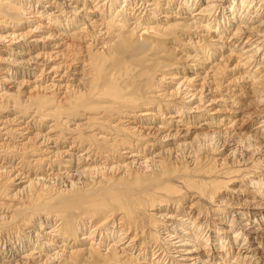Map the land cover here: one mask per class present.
<instances>
[{"label": "bare ground", "instance_id": "1", "mask_svg": "<svg viewBox=\"0 0 264 264\" xmlns=\"http://www.w3.org/2000/svg\"><path fill=\"white\" fill-rule=\"evenodd\" d=\"M216 12H223L220 19H216ZM260 12H264V0H121V2L120 0H0V44L5 47L16 45L19 51L11 49L12 54L27 57L23 61H15L16 59L13 61L16 65L28 68L27 72L19 74L23 76L40 72V75L45 73L47 78L52 74L62 80L64 85L61 86L65 91L63 93L65 96L60 98V101L53 93L43 98L37 96L41 101L33 97L35 101L40 102V105H37L34 101L37 105L36 111H33L34 115L40 113L39 118L43 120L54 118L55 121L48 128V135L39 136V133V135L35 133L32 136L41 139L40 144L46 146L44 151H40L42 150L40 148L39 151L45 152L47 158L38 161H46L43 167H48V170L40 171V176L36 175L28 179L15 169L7 178L9 182L19 181L15 185L17 189L10 198L16 199L22 193H25V197L24 200H20L21 202L18 200L17 206H11L10 216L6 217L0 213V227L6 230L9 225L14 224L13 227L20 229V233L23 234L21 236L26 240H22V246L19 248L11 245L8 259L5 257L6 254L2 253L4 249L0 247V264H139L140 259L148 260L147 256H152V261L155 260L153 264H164L167 258L169 260L167 264H264V253L261 252L259 257L251 254L253 248L248 246L250 244L248 240L251 238L248 239L234 228L233 216L228 219L227 212L221 209L228 205L224 197L215 200L213 206L216 207L217 214H213L212 220L217 226L225 227L227 232H230L229 236L220 228L196 221L199 217L188 221L190 211L187 214L182 213V218L186 219L180 218V223H176V227L171 225L172 230L167 232L168 235L166 234L164 240L166 246H163L168 252L167 255L164 254L165 259L164 256L163 258L160 256L162 251L160 252V247H157L159 245L152 247L153 239L159 237L162 231L158 227L159 221L156 220L159 215L151 211L161 206L173 207L174 211L179 210V203L185 201V195L181 196L183 189L186 191L194 189L199 197L212 202L214 197L220 196L221 189L237 178V171L229 169L230 166L223 170V165L218 163L220 170L214 172L213 177L202 169L195 171L202 175L198 176L188 173L190 170L184 168L182 173L174 174V177L171 175L172 177L170 176L167 181L168 177L162 182H160L162 179L157 181L156 179L160 178L157 175L154 179L151 177L153 180L150 181L148 176L149 181L145 179L148 185L141 186L136 182L139 188L135 189L130 187L132 185L120 184V176L109 178L99 174L102 178L94 180L88 191L77 192L70 197H58L57 194L55 197L54 193V197L52 195L48 198V194L54 192L53 189L49 192L48 189L51 188L48 187H52L56 181L71 176L72 171L74 173L75 170L80 178L93 171L98 172L99 168L78 167L80 159L74 165L75 154L72 155V150L78 146L86 157H89L88 154L91 152L93 155L94 152L105 160L114 157L117 153L120 155V150L126 149L127 151L124 152L127 153L126 160L109 167L119 174L138 163L148 168L153 166V169L159 172L169 166L166 165V161H162L161 156L159 161L147 157L150 153L145 151L153 147L152 140L145 141L144 136L137 135L129 127L111 126L112 119L120 122L121 119L132 118V114L138 113V117H145V120L149 117L150 120V118L158 119L161 114L166 115L165 119L171 122L175 118L178 119L175 123L183 118L195 121L201 119V122L207 121L213 125L214 118H205L198 110L204 106L202 104L205 100L201 97L204 91L214 90L223 98L226 97L223 101L235 96L229 105L235 106L236 109H241L240 105L253 104L254 100L259 105L257 108H261L260 112L264 113V23L261 22L264 17ZM46 14L47 16H44ZM32 15L36 19L31 21L33 25L30 26L27 20L32 18ZM42 20L47 22L45 24L39 22ZM23 26L24 30L21 29ZM39 32L42 33L37 36L36 33ZM29 38L30 41L27 40ZM23 45H27V49ZM177 47L180 48L179 52L176 50ZM28 48L30 51L26 52ZM175 50L178 52L176 55ZM31 53H35L33 57L30 56ZM226 72H230V76L235 74L237 77L230 78L227 83L226 80L224 81ZM187 74H191L192 77L189 79ZM200 74L204 75L202 80L208 88L201 86L199 91H196V88L192 90L187 86L182 89L185 84H190L191 81L199 78ZM17 76L16 73H11L8 79L12 77L16 79ZM165 79H169L170 82L167 83ZM53 80L52 78L51 82ZM22 81L24 80L19 82ZM51 82L45 89L54 87ZM236 82L242 84L237 86L236 94L223 96V93L226 94L227 90L231 89V87L227 89L226 83ZM165 83L174 87L173 91L163 96L164 103H157L156 99ZM33 88L36 89V86ZM11 95L4 90L0 91V108L3 106L2 98L5 97L10 98L9 102L13 103V106L19 105L18 96L14 98ZM236 96L241 100L246 98L252 102L241 103ZM189 98L190 100H187ZM176 100L179 102L176 103ZM195 102L197 107H192ZM165 111L169 112L165 113ZM84 114H92L93 120L101 121L89 125V132L98 131L91 136L93 140L104 139L106 142L101 141L105 145L103 148L92 143L87 148L82 147V142H86L85 136L80 132L83 131L80 129L83 124L71 123L72 129L64 125L76 118L84 117ZM105 115L108 117H103ZM238 116H240L239 121L244 117L239 114ZM261 119L251 129L252 134L247 133L244 138L237 140L238 143H245L246 148H256L258 154L264 156V115ZM233 122L232 119L229 121V123ZM208 123L203 122V124ZM106 124L108 126H105ZM164 124L161 121L156 129L164 128ZM62 125L65 129H69L67 131L69 133L62 134L65 130L60 131L57 137L52 139L51 133L55 131L53 129ZM102 129L111 132L109 139L105 138L106 136L97 138ZM56 130L58 131V128ZM68 134L71 135L69 139L71 146L58 151L59 147L56 146L66 144ZM74 134L77 136L73 137ZM169 135L168 132L164 135L158 134L161 139L159 142H165L163 140ZM200 135L203 138L208 137L206 139L210 140L209 144L218 139L217 132ZM30 139L32 138H27ZM206 139L204 138L205 141ZM187 144L179 143L177 147H185ZM48 148L51 149L50 152H47ZM174 149L165 150L170 160ZM157 156L159 155L154 157ZM84 160L86 159L83 158ZM103 167L106 170V166L102 165L100 169L103 170ZM79 168L82 170L78 171ZM8 172L1 171V173ZM219 174L225 178L220 177ZM51 175L55 177L52 178ZM138 179L135 180L141 183ZM172 182H176L177 185ZM250 183L257 186L256 196L264 200V183L252 181ZM192 205L194 206V203ZM202 212L199 211L198 216ZM40 217L44 220L40 221ZM159 217L166 220L171 218L168 214H160ZM250 224L247 233L252 234L253 237L264 238V215L255 217ZM44 229L48 230L41 236L40 233ZM145 232L150 238L139 241L138 238ZM44 236H47V240L43 242V246L50 249L38 245L40 244L38 241ZM57 243L59 245L51 249ZM150 244L151 246H148ZM35 246L41 250L38 252ZM120 246L123 248L119 249ZM232 249L238 252L233 255ZM16 252H20V260H23L11 262L9 258ZM135 253L138 254L134 256ZM173 254L179 261L171 257Z\"/></svg>", "mask_w": 264, "mask_h": 264}, {"label": "rangeland", "instance_id": "2", "mask_svg": "<svg viewBox=\"0 0 264 264\" xmlns=\"http://www.w3.org/2000/svg\"><path fill=\"white\" fill-rule=\"evenodd\" d=\"M120 2H121V0H120ZM260 13H261V16L264 17V12H260ZM222 14H223V12L222 13L216 12V14H215L216 19H220ZM224 14H226V13H224ZM35 15H37V14H35ZM44 16H47V14ZM35 19H36V17H34V16L32 18H29L27 21L30 24H28V25H30V26L33 25V24H31L32 23L31 21H34ZM39 20H41V19H39ZM39 22H44V24H45L47 21L42 20ZM261 22L264 23V20H262ZM21 29L24 30L25 29L24 26ZM41 33L42 32H39L36 34H37V36H39ZM42 35L45 36L46 34H42ZM30 39L31 38H29L27 40L30 41ZM5 44L8 45V43H5ZM226 44H228V43H226ZM23 46L25 49H27V47H28L27 45H23ZM11 49L15 50L16 45H9L8 47L7 46L5 47V46H3V44H0V91L4 90L5 93H7L9 95L12 94L14 96V98H16L18 96L17 99L20 100V101L18 100L19 105L13 106V103L9 102L10 98H8V99H6V97L2 98V105H3L2 107H4V108L6 106L7 107L5 109L2 107H1L2 109L0 108V204H1L0 206H2L1 207L2 210L0 211V213L5 215L6 217L10 216V214H12L10 212L11 206L12 205L17 206L18 205L17 202H19L22 199L24 200V197H25V193H22L21 195H23V196L19 195L16 197V199L10 198V196L17 189V186H15V185H17V183L19 181L15 180V182L14 181L9 182V181H7V178L15 171V169L17 172L19 170V173L23 174V176L28 177V179L34 178L36 175L40 176V173H39L40 171L48 170V167H46V166L43 167V165L46 161L45 162L40 161L41 159L43 160V159L47 158L45 155V152H40V151H44L46 149V146H44L43 143L40 144L41 139H38L37 137H32V136H34L33 134H35V133H36L35 135H37L39 133L40 134V135L38 134L39 136L48 135V131H49L48 128L51 126V124L53 125L55 121H54V118L47 119L48 121L45 118H44V120L42 118H39V117H41L40 113L39 114L37 113L34 115L33 111H36L35 107H37V105H40L39 104L40 102H37V101L38 100L41 101V98L38 99V97L43 98L44 96H47V95L50 96L53 93L55 96L57 95L56 97H59L58 101H60V98H63L65 96V94H63L65 91L62 89V86L64 85V83L61 82L62 80L59 79V77H54V75L51 74L50 75L51 77H49L50 78L49 79V78H47V75L45 73H44V75H40V72H36V73L29 72L31 74L23 75V76H22V74H19L20 72H27L28 68L26 69L21 65H16L13 63V61L15 59H16L15 61H23V59L26 60L27 57L25 58L22 56H17V54H12ZM179 49L180 48L177 47L176 50L179 52L180 51ZM16 51H19V49H16ZM28 51H30L29 48H28V50H26V52H28ZM175 51H174V54L175 55L178 54V52L177 51L175 52ZM34 54L35 53H31L30 56L33 57ZM1 58H2V60H1ZM228 69H230V68H228ZM45 72L47 73V71H45ZM11 73H13V74L16 73V76L18 75L17 76L18 78L15 77L16 79H14V77H12L11 79H8L10 77ZM230 74H231L230 72H226V74L224 76V81L226 80L227 83L229 82L230 78L237 77L235 74L231 75V76H230ZM186 76L189 77V79L192 77L191 74H187ZM203 76H204L203 74L202 75L200 74L199 78H197L195 81L194 80L191 81L190 84H185L184 86H182V89H183V87L185 88L188 86L189 89L193 90L194 88H196V91H199L198 89H200L201 86L206 87L205 86L206 84H204V82L202 80ZM36 78H37V80H35ZM52 78L54 79L53 82H51ZM21 80H24L25 82L24 81H22L23 83L19 82ZM165 80L167 83L170 82L169 79H165ZM50 82L53 83L54 87L51 89H45V88H47V85L50 84ZM172 83H174V82H172ZM227 83H226L227 89H228V87H231V89L227 90L226 94L223 93V96L224 95L229 96L231 94H234L236 92L235 90H238L237 86L242 85L238 82H236L234 84H227ZM33 86H36V89H34ZM176 87L177 86H175V88ZM173 88L174 87H171V85L169 86V85H166V83H165V85L161 87L160 93L156 99L157 103L163 102L162 101V99L164 98L163 96L167 95L168 93L173 91ZM206 88H208V87H206ZM204 90H205V88L202 89V92ZM19 92L21 95L19 94ZM210 92L204 91V94L201 96L202 98L204 97V100H205L204 104H202L204 106L200 107V109L198 111L200 114L202 113L201 115H203L205 118L206 117L214 118V120H213L214 124L213 125L209 124L207 121L201 122V119L199 121H195V120H186L183 118L179 119L180 121L178 122L179 123L178 124V123H175L178 121V119L175 118L171 122L169 119H165L166 115H161V114H159L158 119L157 118H154V119L150 118V120H149V117H147L148 120L147 119L145 120V117H143V118L138 117L137 116V115H139L138 113H137V115L132 114V116H133L132 118H123V119H121L122 121H120V122H117L115 119H112L113 123H111V126H118V127L124 126V128L129 127L130 129H133L137 135L144 136L145 141L152 140V142H154V145H152L153 147H151L148 151H145V152L148 154L150 153V155H147V157H149L155 161L156 160L159 161V159H161L160 156L163 159L166 158L164 160L162 159V161H166L167 162L166 165H169V166H167L164 169V171H162L160 169L161 173L157 169L154 170L153 166H152V168L150 167L151 168L150 169L146 165L144 166V164L138 163L139 165H141L140 167L138 166V164H135V166H133L134 168L132 167L133 169L130 168L129 170H126L125 172H120V174H119V172H116V171L114 172L113 169H110V168L115 163H117V162L119 163L121 161L126 160L127 153H124L127 151L126 149L120 150V152H119L120 155H118V153H117V155H115L114 157H109L107 160H105L104 158L103 159L100 158V157H102L101 155H97L94 152H93V155L91 154L92 152L90 154L87 153L89 157H86L85 156L86 154H83L82 151L80 152L81 148L78 149L79 146L78 147L76 146L77 148L72 150V155L75 154L74 155L75 160L73 161L74 165L77 164L76 161L80 159L78 167L88 168V166H89V168H99L98 172L96 170L95 172L93 171V173H95L94 175H93V173H89V175L91 174L92 176L91 175L90 176L84 175V177L80 178V176H77V174L75 173L76 172L75 170H74V173H72L73 172L72 171L70 173V175L72 174L71 176H69L67 178H63V180L56 181L52 187H48L51 189L47 188L49 192H51L52 189L54 191V192H52L53 194L52 193L48 194V198L51 197L52 195H53L52 197H54V193H55V197H57V196L58 197H65V196L70 197V195L73 196V194H77V192L81 193V192L88 191L89 187L92 184H94L95 181L99 180L100 178H102L104 176H107L109 178H115V177L120 176V182H119L120 184H122V185L127 184V186L132 185L130 187L135 189V188H139V187H137L138 184H140L141 186L148 185V181H149L148 176L150 178V181L154 179L155 175H157V177H160L159 179H156L157 181L162 179L160 181V182H162L163 180L166 179V177H168L166 179V181H167L171 175H173V177H174V174L178 175V173H182L183 168H184L185 170H188V171L190 170V172H188V173H194V175H198V176H202V175L199 172H195V171H200L202 169L203 171H207L206 173L209 174L210 177H213L214 172H217L218 170H220L219 165L217 166L218 163L223 165L222 166V168L224 167L223 170H225V168L228 169L230 166L229 169L237 171L236 172L237 178H235L234 182L227 184V186L225 188L221 189L219 192L220 196L214 197L212 199V202L207 201L205 198L199 197L198 196L199 194L194 189H190V190L186 191L185 189L182 188L183 193L181 194V196L185 195V201H181L184 204L181 202L179 203V205H180L179 210L174 211L173 207L168 208L167 206L166 207L161 206L160 208L151 211V213H154L157 216L158 215L160 216V214L161 215L162 214L163 215L168 214V217H169V215L171 217L168 220H166L165 218H161L159 216L157 217L156 220L159 221L158 227L160 228V231H162V232L160 233V231H159V233H160L159 237L160 238L157 236L156 239L155 238L153 239V241H152L153 246L152 247L155 248V246L159 245L157 247H160V252L162 251L160 254L161 258H163L162 256H164L165 253L167 255L168 252H166V250H164L165 247H163V246H166L164 240H165L167 232L172 230L171 225H174L173 227H176V223L177 224L180 223L179 222L180 218L186 219L185 217L182 218V216H183L182 213L187 214L190 211H191V214L189 215L188 221L195 220L196 218L199 217V219H197L196 221H198L200 223L209 224V225L213 226L214 228H220V229H222V232L226 233L227 229H225V227L217 226V223H215V221L212 220V218L214 219L213 214H215V215L217 214V212H215L216 207L213 206L215 203V200L220 198V197H224V198H226L228 205L223 206L221 209H223L224 212H227L226 214L229 215L228 219L232 218V216H233L234 223H235L234 228L238 229L241 234H244L243 236H247L248 239L251 238L250 240H248L250 243L248 246L251 249L253 248L252 249L253 253L251 252V254L259 257L261 255V252L264 253V238L263 237L257 238L255 236L253 237L252 234L247 233V230H248V228L251 227L250 223L254 220L255 217H260V216L264 215V200L261 199L260 197L256 196L255 191H256L257 186L250 183V181H252L254 183H256V182L264 183V156L259 155L258 154L259 151H256L257 150L256 148L255 149L246 148L247 145H245V143H243V144L238 143L237 139L244 138L245 137L244 135H246L247 133L252 134L253 132L251 131V129L254 128V126L257 124L258 121L262 120L261 117H263L264 113L260 112L261 108H257V107H259V105L257 104V102L255 103L254 100H253V104H252V103H250L252 101L249 102V100H247L246 98H243L241 100L239 96L238 97L236 96V99L241 100L240 101L241 103H245L246 101H248L250 103L249 104L250 106L249 105H245V106L240 105L241 109H236L235 106L229 105V104H231L230 101L235 99V96L231 97V99H228L227 101H223L226 99V97L223 98L222 96H220V93H218L217 91L215 92V90L212 91L211 93ZM15 94H16V96H15ZM12 95H11V97H13ZM239 95H240V93H239ZM31 96H32V98H31ZM33 97L36 100L37 99L38 100L35 101L33 99ZM244 97H246V96H244ZM187 100H190V98ZM209 100H211V102ZM34 101L36 102L37 105L35 104ZM178 102L179 101L176 100V103H178ZM41 104H43V103L41 102ZM195 106H196V102L194 104H192V107H195ZM246 106H248V107H246ZM42 109H44V108H42ZM167 112H169V111H165V113H167ZM197 113H195V114H197ZM238 114L244 115V117H241L240 121L238 120L240 118V116H238ZM247 115H248V117H247ZM93 116L94 115H92V114L91 115H89V114L85 115L84 114L85 118L84 117L76 118V120L71 121L70 123H67L64 125L66 126V128L69 127V129H72L73 125H70L71 123L72 124H79V123L83 124L80 127V129L83 131H80V132H82V134L87 138L86 139L84 137V139L86 140V142L88 144L86 142H84L85 144L82 142V144H81L82 147L87 148L92 143V144H94L100 148H103V146H105V145H103L104 144L103 142L105 140L104 139L103 140L102 139L93 140L92 136H91L93 133L95 134L98 131L97 132H95V131L89 132V130H90L89 125L91 126V124L93 122H97V121H99V123L101 122L98 119L93 120ZM186 116H189V115H186ZM13 117H14V119H13ZM103 117H108V116L105 115ZM82 118H84V119H82ZM87 118H89L91 120H89ZM95 118L96 117H94V119ZM231 119H232V122L234 121L233 123H229V121H231ZM160 120L163 122V124L166 122L164 124L165 127L162 125V127H164V128L156 129L157 126L160 125V122H161ZM85 121H86V123H85ZM203 122H206L208 124H203ZM84 123H85V127H84ZM64 125L57 127L58 131L56 130L57 128L53 129L55 131L51 133L52 139L56 138L60 131L62 132L65 130V132H62V134L69 133V132H67L69 129H65ZM27 126H28V129H27ZM86 126H88V127H86ZM105 126H108V124H106ZM167 132L171 136L169 135L167 138H165L163 140L165 142L160 143L159 141L161 139H159L158 134L164 135ZM210 132H215V133L217 132V135H218L217 141L211 142V144H209L210 140L206 139L208 137L204 136V138L206 139V141H205L204 138L200 135V134H205V133L210 134ZM101 133H100V135L97 136V138L103 137V136H106L105 138H107V139L110 138L111 132L109 130L102 129ZM153 133H154V135H153ZM87 134H88V136H87ZM105 134H107V135H105ZM172 134H174V135L172 136ZM196 134L201 136L202 139L200 140L201 137L199 138V136H197ZM66 136H67L66 137L67 143L64 145H61V146H56V148L59 147L58 151L68 149L71 146V140H69L71 135L68 134ZM75 136H77V135L74 134L73 137H75ZM195 137H196V139H195ZM197 137L199 140H197ZM27 138H32V139L27 140ZM89 139H92V140H89ZM87 140H89V141H87ZM101 141H103V142H101ZM24 143H25V145H24ZM179 143H183V144L188 143V144L185 147L181 146L178 148L177 144H179ZM38 145H40V146H38ZM188 145H189V147H188ZM48 147H51V146H48ZM39 148L42 150H40ZM174 148H176V149H174ZM166 149H174V151H172V156H171L172 160L168 159L169 157H167V156H169V155H168L167 151L165 152ZM34 150H37V151L34 152ZM48 151L50 152L51 149L48 148L47 152ZM80 154H83V155L79 156ZM155 155H159V156L154 157ZM192 155L196 156V157H193ZM183 156H184V158H183ZM66 158L67 157H65V159ZM83 158H85L86 160L83 161ZM38 159H40V160L38 161ZM87 159H90V160H87ZM35 160H37V162H35ZM169 160H170V162H169ZM47 161H49V160H47ZM101 165L106 166V170H105V167H103L104 169L101 170L100 169ZM78 167H76V168H78ZM146 168H148V169H146ZM1 169H3V170H1ZM107 169H110V171H108ZM149 169L152 173L150 171H148ZM5 170H7L9 172L8 173H1V171H5ZM80 170H82V168H79L78 171H80ZM99 171H101V172H99ZM209 171H212L213 173L210 174L211 172H209ZM154 172H155V174H154ZM156 172L160 173L161 175L157 174ZM105 173H106V175H105ZM99 174L102 177H100ZM152 174H154V175H152ZM145 175H147V176H145ZM203 176H205V175L203 174ZM219 176L224 177L220 174H219ZM51 177L54 178L55 175H51ZM125 177H127V178H125ZM137 178H139L138 180H140L141 183H139L137 180H135ZM146 178L148 181H145ZM220 179L224 180L223 178H220ZM131 181H132V183H131ZM136 182L138 184H136ZM143 182L144 183L147 182V183L143 184ZM174 183H175V185H177L176 182H174ZM180 185L181 184H178V186H180ZM81 190H83V191H81ZM56 194H57V196H56ZM53 202L55 203V201H53ZM196 202H198V204ZM192 203H194V206L192 205ZM195 203H196V205H195ZM3 209H4V211H3ZM199 211H203L202 214H200V216H198ZM204 212H205V214H204ZM234 212H235V214H234ZM241 214L243 216H241ZM201 216H202V219H201ZM39 220L43 221L44 219H42V217H40ZM13 225L14 224L9 225L10 227L6 229L7 231L0 227V232H1L0 233V247H1V249H4V251L2 250V253L6 254V256H5L6 258L11 253V250H10L11 245L19 248L22 246V242H23L22 240H26V239H23V237L21 236L23 234L20 233V229H16L15 227H13ZM244 225H245V227H244ZM87 227H89V225ZM8 229L10 230V232H8ZM223 229H225V230H223ZM47 230L48 229H44V231H42V233H40V235L41 236L45 235V232ZM16 232L17 233L19 232V234H17ZM16 234H17V236H15ZM226 235L229 236L230 232L228 231ZM140 238H138V240L142 241L143 239H147V238L149 239L150 237L145 232ZM46 240H47V236L42 237L40 239V241H38L40 243L38 245H40V247L44 248L45 245L43 246V242ZM28 242H30V241H28ZM259 242H260V244H259ZM54 245H56V244H54ZM58 245H59V243H57L56 246L51 247V249L52 248L55 249V247H57ZM148 246H151V244ZM148 246H145V247L147 248ZM37 247L35 246V248H37ZM45 247H47V246H45ZM67 247H70V246H67ZM121 248H123V246H120L119 249H121ZM46 249H50V247H47ZM40 250H41L40 248H37L38 252ZM231 251H232L233 255H235V253L238 252L234 249H232ZM19 253L16 252L15 254H13L14 257L12 255L11 258H9V260H11V262L12 261L13 262L22 261L23 259L20 260L21 258H20ZM43 253L45 254V252H43ZM137 254L138 253H135L134 256H136ZM174 254L171 255V257H174L173 259H176L177 261H179V259ZM166 255L164 256V259L166 258ZM151 258H152V256H147L146 259H148V260L140 259V262H138V263L139 264L140 263L149 264V262H150L151 264H153L155 262V260L152 261L153 258L152 259ZM168 261L169 260L167 258L164 264H167Z\"/></svg>", "mask_w": 264, "mask_h": 264}]
</instances>
